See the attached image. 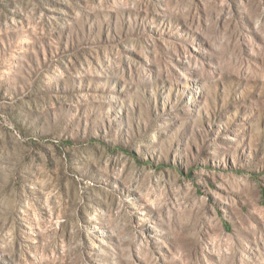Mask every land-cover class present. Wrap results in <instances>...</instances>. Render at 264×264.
Segmentation results:
<instances>
[{
  "label": "rangeland",
  "instance_id": "374dc122",
  "mask_svg": "<svg viewBox=\"0 0 264 264\" xmlns=\"http://www.w3.org/2000/svg\"><path fill=\"white\" fill-rule=\"evenodd\" d=\"M0 264H264V0H0Z\"/></svg>",
  "mask_w": 264,
  "mask_h": 264
}]
</instances>
